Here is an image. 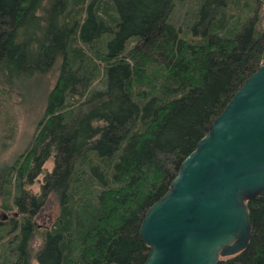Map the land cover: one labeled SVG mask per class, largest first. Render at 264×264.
<instances>
[{
  "label": "trees",
  "instance_id": "obj_1",
  "mask_svg": "<svg viewBox=\"0 0 264 264\" xmlns=\"http://www.w3.org/2000/svg\"><path fill=\"white\" fill-rule=\"evenodd\" d=\"M173 6L0 0V93L30 95L56 72L26 145L0 164L3 202L19 208L0 225V264L143 261L144 211L264 59V0H190L180 20ZM46 195L57 211L36 227ZM246 205L247 245L215 264H264V193Z\"/></svg>",
  "mask_w": 264,
  "mask_h": 264
},
{
  "label": "water",
  "instance_id": "obj_2",
  "mask_svg": "<svg viewBox=\"0 0 264 264\" xmlns=\"http://www.w3.org/2000/svg\"><path fill=\"white\" fill-rule=\"evenodd\" d=\"M264 193V59L180 161L144 211L140 264H215L248 242L246 200ZM107 264H119L109 262Z\"/></svg>",
  "mask_w": 264,
  "mask_h": 264
},
{
  "label": "rangeland",
  "instance_id": "obj_3",
  "mask_svg": "<svg viewBox=\"0 0 264 264\" xmlns=\"http://www.w3.org/2000/svg\"><path fill=\"white\" fill-rule=\"evenodd\" d=\"M189 1L174 0L173 17L175 19L180 20L182 18L186 4ZM229 11L234 13L232 8ZM55 73V71L50 70L47 74L41 76L30 95L20 96L15 93H0V164L11 161L26 145L35 128L36 121L41 116L45 103L46 90L54 82ZM95 86L101 87L99 80L95 81ZM51 166V160L45 161V169H50ZM29 188L34 193L40 191L38 181L31 184ZM57 207L56 198L52 195H46L42 204L31 217L34 225L36 227L48 226L56 214ZM17 210L18 208L13 204L11 198L3 202L0 194V225L10 220V218L18 217ZM6 236H11V232L6 234L4 239H6ZM38 242L39 239L35 238L33 245L36 247Z\"/></svg>",
  "mask_w": 264,
  "mask_h": 264
},
{
  "label": "flooded vegetation",
  "instance_id": "obj_4",
  "mask_svg": "<svg viewBox=\"0 0 264 264\" xmlns=\"http://www.w3.org/2000/svg\"><path fill=\"white\" fill-rule=\"evenodd\" d=\"M13 204H14V203H13ZM15 206L18 208V206H17V205H15ZM18 210H19V208H18ZM18 210H17V211H18ZM12 214H13V213H12ZM13 215H14V214H13Z\"/></svg>",
  "mask_w": 264,
  "mask_h": 264
}]
</instances>
